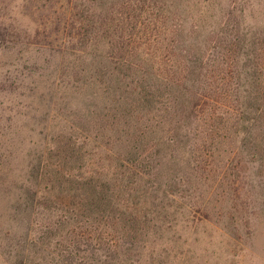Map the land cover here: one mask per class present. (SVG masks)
<instances>
[{"label":"trees","instance_id":"trees-1","mask_svg":"<svg viewBox=\"0 0 264 264\" xmlns=\"http://www.w3.org/2000/svg\"><path fill=\"white\" fill-rule=\"evenodd\" d=\"M254 1L0 0V50L51 51L55 72L41 77L57 78L45 87L72 116L37 177L40 197L56 204L37 228L54 250L31 251L28 263L165 256L172 218L196 210L173 208L184 198L173 188L208 181L212 161L236 156L264 120Z\"/></svg>","mask_w":264,"mask_h":264},{"label":"rangeland","instance_id":"rangeland-1","mask_svg":"<svg viewBox=\"0 0 264 264\" xmlns=\"http://www.w3.org/2000/svg\"><path fill=\"white\" fill-rule=\"evenodd\" d=\"M254 4L263 14L264 0ZM56 62L51 51L0 50V264H30L31 251L54 250L44 247L48 238L37 228L49 222L56 204L40 197L47 184L37 177L48 149L64 134L63 121L72 119L45 87L57 78L41 77L55 72ZM258 136L259 144L250 143ZM245 139V147L237 141L236 156L212 161L208 181L173 188L184 197L173 208L195 203L196 210L172 218L176 228L164 234L159 248L165 256L156 264H264V120ZM33 259L41 261L34 253Z\"/></svg>","mask_w":264,"mask_h":264}]
</instances>
